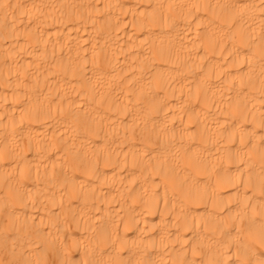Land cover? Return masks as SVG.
<instances>
[{
  "label": "bare ground",
  "instance_id": "6f19581e",
  "mask_svg": "<svg viewBox=\"0 0 264 264\" xmlns=\"http://www.w3.org/2000/svg\"><path fill=\"white\" fill-rule=\"evenodd\" d=\"M0 264H264V0H0Z\"/></svg>",
  "mask_w": 264,
  "mask_h": 264
}]
</instances>
